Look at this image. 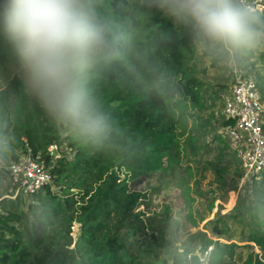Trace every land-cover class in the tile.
Returning a JSON list of instances; mask_svg holds the SVG:
<instances>
[{"label":"trees","instance_id":"obj_1","mask_svg":"<svg viewBox=\"0 0 264 264\" xmlns=\"http://www.w3.org/2000/svg\"><path fill=\"white\" fill-rule=\"evenodd\" d=\"M101 9L116 34L127 38L122 59L88 82L110 125L103 140H85L52 119L25 92L16 62L0 51V188L7 181L15 189L9 165L24 155L39 156L52 175V182L37 193L9 194L0 200V264H146L120 239L118 228L131 216L136 199L143 197L133 188L142 177L180 167L179 111L184 102L195 105L201 100L198 43L188 28L159 10L155 0H101ZM257 15L264 22V12ZM260 92L264 102V90ZM233 124L225 119L221 127ZM61 129L70 134L69 154L58 153L53 159L48 148L64 145ZM188 142L197 154L201 145L192 135ZM230 167L225 165L221 173ZM234 173L239 180V167ZM251 184L226 218L249 224L239 241L248 242L246 247L255 244L260 253L240 262L234 242L209 241L205 248H213L208 264H264V173ZM73 223L78 224L76 241ZM210 225L219 238L228 231L224 220ZM229 237L233 240L234 234ZM159 264L201 263L187 248Z\"/></svg>","mask_w":264,"mask_h":264},{"label":"clouds","instance_id":"obj_2","mask_svg":"<svg viewBox=\"0 0 264 264\" xmlns=\"http://www.w3.org/2000/svg\"><path fill=\"white\" fill-rule=\"evenodd\" d=\"M155 6L197 43L229 56L264 44V22L241 0H155ZM126 45L101 0H0V51L19 66L25 92L85 140H103L110 131L88 82L122 59Z\"/></svg>","mask_w":264,"mask_h":264},{"label":"rangeland","instance_id":"obj_3","mask_svg":"<svg viewBox=\"0 0 264 264\" xmlns=\"http://www.w3.org/2000/svg\"><path fill=\"white\" fill-rule=\"evenodd\" d=\"M197 48L201 100L195 105L186 101L179 111L180 167L142 177L133 188L143 197L136 199L131 216L121 220L118 228L120 239L136 249L146 264H159L164 259L170 262L173 254L187 248L197 254L209 241L217 240L234 242L240 262L260 253L255 244L246 247L248 242L239 241L246 222L234 223L226 218L237 201L251 191L252 184L250 180L240 185L236 180L234 170L239 167L238 158L221 123L225 120L222 100L235 72L253 77L260 83V90H264V44L234 56L199 43ZM69 135V131L60 130L64 145L56 149L58 153L69 154ZM191 135L201 145L195 155L188 142ZM205 145L209 149H204ZM227 164L231 167L221 173ZM223 180L227 185H223ZM9 194L15 197L16 190L4 181L0 200ZM215 219L224 220L228 228L221 238L211 231L210 222ZM227 234L231 237L234 234V239ZM72 235L76 241L77 223H73ZM208 248L212 249L213 245Z\"/></svg>","mask_w":264,"mask_h":264},{"label":"built area","instance_id":"obj_4","mask_svg":"<svg viewBox=\"0 0 264 264\" xmlns=\"http://www.w3.org/2000/svg\"><path fill=\"white\" fill-rule=\"evenodd\" d=\"M241 3L257 14L264 12V0H241ZM222 105L225 119L234 121L224 130L238 158L241 171L239 184L242 185L264 173V102L256 79L235 72ZM57 148L56 145L48 148L53 159L58 156ZM9 170L16 194H34L52 182V175L39 156L33 159L24 155L19 161L11 162ZM208 249L211 248L201 249L196 254L201 264H208L211 251Z\"/></svg>","mask_w":264,"mask_h":264}]
</instances>
